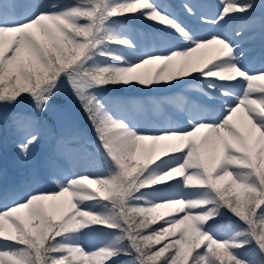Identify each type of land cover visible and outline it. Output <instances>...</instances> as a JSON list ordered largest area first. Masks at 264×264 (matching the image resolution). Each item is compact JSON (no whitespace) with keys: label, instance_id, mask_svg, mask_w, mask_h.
I'll return each instance as SVG.
<instances>
[{"label":"snow or ice","instance_id":"obj_1","mask_svg":"<svg viewBox=\"0 0 264 264\" xmlns=\"http://www.w3.org/2000/svg\"><path fill=\"white\" fill-rule=\"evenodd\" d=\"M217 26L242 17L232 35L205 32L157 0H71L39 7L0 0V105L27 95L38 112L67 84L97 134L104 168L53 176V190L3 197L0 264H264V66L249 68L239 40L264 18V0H220ZM17 9H23L17 12ZM153 22L163 47L136 51L120 20ZM236 37V39L233 38ZM101 57L103 59H98ZM151 66L149 71H143ZM199 81L212 104L185 106L183 124L141 129L126 109L110 112L97 89ZM133 107L138 108L137 105ZM26 158L38 122L18 120ZM63 147V144L61 145ZM227 220V230L216 221ZM99 243L86 248L81 238Z\"/></svg>","mask_w":264,"mask_h":264},{"label":"rangeland","instance_id":"obj_2","mask_svg":"<svg viewBox=\"0 0 264 264\" xmlns=\"http://www.w3.org/2000/svg\"><path fill=\"white\" fill-rule=\"evenodd\" d=\"M17 2H31L39 7H48L57 0H17ZM59 2L71 1L59 0ZM157 2L169 7L188 23H199L205 32L221 31L232 35L242 19L238 14L234 19L220 24L217 28L215 25L203 24L189 18L182 7L186 2L196 4L199 6L196 9L198 13L214 18L219 10L220 0H157ZM16 11L22 12L23 9ZM249 15L258 19L264 18V9H258ZM119 22L136 44V51L113 46L117 53L133 58L142 52L163 47L164 35L157 26L142 30L129 26L124 21ZM233 38L236 39L235 36ZM239 40L245 50L244 63L253 69L264 66V27L258 25L253 31L245 32ZM98 59L103 58L98 57ZM150 69L151 67H148L143 71ZM136 86L145 92L144 96L131 91L132 86H128V91L115 95L105 93L108 92L105 89L96 91L110 112L126 109L141 129L157 127L166 121L185 123V116L174 98L183 97L185 106L213 103L199 91L201 87L199 81L190 78H182V82L174 81L171 87ZM53 98L58 99L59 104L54 106L50 101L44 112H38L30 98L23 101L21 106L17 105L20 111L11 110L16 109L15 104L0 105V206L4 202L3 197H7L10 202L13 194L19 196L30 189L53 190L54 174L61 177L74 173L92 174L105 167L98 146L86 139L88 137L86 133L90 131L93 133V125L88 116H85V124L83 123V108L67 84H63ZM133 105H137L138 108ZM26 118L38 122L39 141L30 147L25 158L18 147L22 135L17 130L16 122ZM81 240L86 248L94 247L99 243V237L94 233H86Z\"/></svg>","mask_w":264,"mask_h":264},{"label":"trees","instance_id":"obj_3","mask_svg":"<svg viewBox=\"0 0 264 264\" xmlns=\"http://www.w3.org/2000/svg\"><path fill=\"white\" fill-rule=\"evenodd\" d=\"M141 21H143V22H146L147 20H144V19H140ZM127 86H124V85H108V86H106V87H104V88H106V89H109V90H113V89H123V88H126ZM27 99H29V97L27 96V95H24V96H22L19 100H18V103H16L15 104V108H17V105L19 104V106H21V103L23 102V101H25V100H27ZM14 110H18V109H14ZM223 218H227V219H229V218H231V219H235L234 217H231L230 216V214H229V216L228 217H222V218H220V219H223ZM127 260L128 259V257H126V256H120V257H118V258H116L114 261H113V264H122V262L124 261V260Z\"/></svg>","mask_w":264,"mask_h":264},{"label":"bare ground","instance_id":"obj_4","mask_svg":"<svg viewBox=\"0 0 264 264\" xmlns=\"http://www.w3.org/2000/svg\"><path fill=\"white\" fill-rule=\"evenodd\" d=\"M148 67H151V66H147L145 69H147Z\"/></svg>","mask_w":264,"mask_h":264}]
</instances>
